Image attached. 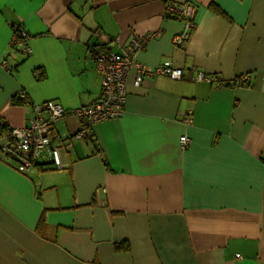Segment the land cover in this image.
I'll list each match as a JSON object with an SVG mask.
<instances>
[{"label":"crops","instance_id":"1","mask_svg":"<svg viewBox=\"0 0 264 264\" xmlns=\"http://www.w3.org/2000/svg\"><path fill=\"white\" fill-rule=\"evenodd\" d=\"M167 1L0 0V122L11 129L34 105L98 100L92 48L155 34L140 63L183 70L139 86L132 71L123 116L84 140L76 118L56 122L70 140L62 170L22 174L0 152V264H264V0H172L197 7L180 47L185 25L164 17ZM15 27L31 54L11 46Z\"/></svg>","mask_w":264,"mask_h":264},{"label":"built area","instance_id":"2","mask_svg":"<svg viewBox=\"0 0 264 264\" xmlns=\"http://www.w3.org/2000/svg\"><path fill=\"white\" fill-rule=\"evenodd\" d=\"M196 9V4L192 1L177 3L168 0L165 3L164 17L180 18L185 25L184 31L173 40L176 47L189 40L195 27ZM154 36L155 34H149L135 38L119 52L92 48L89 51V58L101 75L100 98L75 110H66L55 101L34 105V113L27 127L14 128L8 135L0 136V152L3 159L22 174H32L37 168L45 171L62 170L65 166L61 158V148L70 140L55 134L53 126L56 122L65 118H76L82 127L74 138L84 140L89 136L93 125L123 116L128 95L127 83L132 71L136 74L137 86L141 85L145 77L165 76L180 80L183 70L174 68L169 62L153 69L138 60L140 53ZM28 40L29 35L22 28H14L10 42L13 48L23 49L31 54ZM247 78L245 76L235 79L236 85L244 83ZM197 80L210 83L217 81L214 76H206L203 73L198 75ZM191 116L189 113L186 117L187 122H191ZM180 144L186 149L190 146L191 139L184 135L180 138Z\"/></svg>","mask_w":264,"mask_h":264},{"label":"trees","instance_id":"3","mask_svg":"<svg viewBox=\"0 0 264 264\" xmlns=\"http://www.w3.org/2000/svg\"><path fill=\"white\" fill-rule=\"evenodd\" d=\"M231 84L234 85V86H236L235 80ZM244 84L245 83H242V84H239L237 86L244 85ZM13 103L15 105H23V104H26L27 103L26 96L24 95L23 98H21V97H15L13 99ZM10 131H11V128H9L6 123L0 122V136L1 135H8L10 133ZM116 248L118 250H126L127 249V247L124 246V245H117Z\"/></svg>","mask_w":264,"mask_h":264}]
</instances>
